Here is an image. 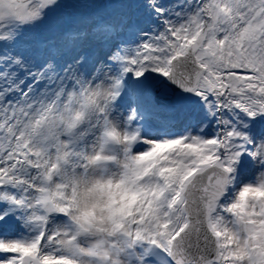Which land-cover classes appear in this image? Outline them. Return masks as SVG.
I'll use <instances>...</instances> for the list:
<instances>
[{
	"label": "snow or ice",
	"instance_id": "obj_1",
	"mask_svg": "<svg viewBox=\"0 0 264 264\" xmlns=\"http://www.w3.org/2000/svg\"><path fill=\"white\" fill-rule=\"evenodd\" d=\"M0 264H264V0H0Z\"/></svg>",
	"mask_w": 264,
	"mask_h": 264
}]
</instances>
